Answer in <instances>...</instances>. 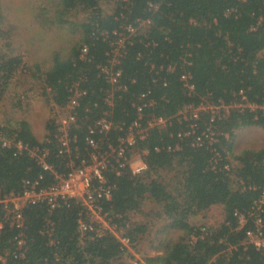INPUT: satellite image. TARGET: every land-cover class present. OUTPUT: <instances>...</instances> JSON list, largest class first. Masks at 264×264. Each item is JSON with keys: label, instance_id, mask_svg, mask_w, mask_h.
Wrapping results in <instances>:
<instances>
[{"label": "trees", "instance_id": "16d2710c", "mask_svg": "<svg viewBox=\"0 0 264 264\" xmlns=\"http://www.w3.org/2000/svg\"><path fill=\"white\" fill-rule=\"evenodd\" d=\"M22 9L33 11L34 23L62 39L63 47L52 51L47 68L27 67L25 52L17 51L22 43L14 42L20 36L11 24L15 10L0 0V96L18 87L25 72L40 82L43 94L57 106H65L77 91L82 94L70 155L60 152L52 118L42 141L25 119L0 124V196L22 193L27 180L40 176L39 187L53 184L54 172L66 173L71 160L78 163L91 153L86 144L91 122L108 111L116 125L129 126L138 105L153 102L144 107V120L163 117L169 123L138 142L139 149L148 151L144 172L106 171L114 190L111 199L101 201L103 211L132 243L148 233L150 223L134 215H156L164 221L161 232H181L177 238L168 236L163 252L148 257V264H264V250L244 243L247 230L254 229V217L240 228L237 216L260 212L264 222V147L234 153L239 129L264 130V0H38L33 6L26 0L16 6ZM74 12L88 15L77 22ZM121 36L126 41L115 63L121 75L114 88L126 89L115 91L110 106L106 97L111 84L103 68L111 66ZM222 104L229 109H202L198 118L190 111L186 118L180 114L189 105ZM17 106H23L21 100ZM123 135L114 128L109 140L117 143ZM3 139L12 144L4 146ZM18 141L27 148L19 150ZM35 149L47 152L45 160L52 169L42 167L31 154ZM148 204L158 209L145 211ZM214 206L221 208L223 221L202 237L191 218ZM23 215L25 257L14 258L20 230L5 223L0 252L6 260L0 264H120L125 253L111 232L81 235L79 221H89V215L75 200L55 209L46 203L29 205ZM194 234L198 238L192 241Z\"/></svg>", "mask_w": 264, "mask_h": 264}, {"label": "built area", "instance_id": "2783aa9c", "mask_svg": "<svg viewBox=\"0 0 264 264\" xmlns=\"http://www.w3.org/2000/svg\"><path fill=\"white\" fill-rule=\"evenodd\" d=\"M129 32H133V28L128 29ZM126 41L125 36H121L117 41L114 52V59L111 66L103 68V72L107 75V79L111 84V91L106 97L107 103L112 106L115 91L121 89L122 86L114 88L119 82L121 75L120 70H115L116 60L121 54L120 49H123ZM86 51V48L84 49ZM183 80L186 81V85L193 89V86L188 83L187 75H183ZM123 90L126 89L124 86ZM82 92L77 91L76 94L69 100L65 106H57L53 104L55 113L52 120L55 121L57 126V140L60 144V152L72 153V145L76 141V136L73 141L71 131L78 124V115L75 112L76 107L79 105L78 96ZM142 95L141 98L143 99ZM153 102L145 101L143 104L138 105L137 117L134 121L126 126L125 123L116 125L111 118L110 113L106 111L101 117L96 118L87 128L86 144L92 150L89 155L82 156L78 163L71 160L69 163L70 169L66 173H56L53 184L47 187H39V179L34 181H26V188L22 193H8L4 196H0V213L2 220L0 221V230L4 224L7 223L12 227H16L19 233L15 236V250L14 258L21 259L25 257L27 252V240L23 233L24 228V209L29 205H35L38 203H46L50 209H55L61 202H69L75 200L86 208L89 215V221L80 220L79 230L81 235H85L87 232H94L96 236L101 237L105 232L113 233L118 239L121 240L123 247L126 249L132 245L131 239L122 234L112 222V219L108 216V213L103 211L101 201L104 199H111L114 190V185L110 184L107 180L105 173L109 168L115 169L118 175L129 170L132 175H139L144 172L148 165L144 160V156L147 154V150L139 149L138 142L145 140L150 131L154 128H164L168 125L169 121L163 117H151L149 120H144L143 109L146 106L152 105ZM241 106V105H239ZM251 106L254 105H245ZM230 106H205L194 107L189 105L183 109L180 114L186 118V113L190 111L192 118H198L199 111L202 109L210 108L213 113H217L220 109L228 110ZM194 124L191 128H194ZM118 128L124 133L123 136L118 137L117 143L109 140V133ZM210 130V129H208ZM186 134H189L187 132ZM181 136V134H179ZM197 145L202 144V138H196ZM11 140L3 139L4 146H10ZM19 150L27 148L21 141L15 143ZM159 150V149H157ZM35 156L42 167L46 170L52 169L45 158L47 152H41L39 149H35L31 152ZM263 202V200H261ZM261 209V206H258ZM239 227L246 226L248 219L254 217L255 226L254 229H249L246 232L245 244H252L260 250H264V222L260 212L250 213L249 215L237 214ZM202 231L201 236L208 233L207 227H200ZM49 235L53 236V231L49 229ZM192 241H195L198 236L192 235ZM0 260L5 261L6 255L0 252ZM132 264H148L147 262L134 261Z\"/></svg>", "mask_w": 264, "mask_h": 264}, {"label": "rangeland", "instance_id": "374dc122", "mask_svg": "<svg viewBox=\"0 0 264 264\" xmlns=\"http://www.w3.org/2000/svg\"><path fill=\"white\" fill-rule=\"evenodd\" d=\"M26 0H6L7 4L11 5V10H15L12 17V22L16 27L20 36L16 37L14 42H21L22 47L17 51H24L26 55V65L33 66L34 64H42L43 68L49 65V58L52 51L61 49L63 47V40L53 36L51 31H44L34 23L32 13L29 10L23 12L16 10L18 2H25ZM33 6L38 0H30ZM109 5V4H108ZM105 3L104 7L108 8ZM75 21L79 22L87 17V13L74 12ZM22 48V50H20ZM20 78V85L16 88H11L6 93L0 96V124H5L10 118L27 120L35 135L39 140H43L47 135L46 123L51 119L55 113L53 103L49 99V95L43 94V89L40 82L33 80L30 73L25 72ZM13 86V85H11ZM19 100L22 101V107H15ZM264 147V130L258 126H250L241 128L237 131L234 153L239 154L247 149H260ZM230 160L236 164L233 157ZM158 207L148 204L145 211ZM223 214L221 208L218 206L212 207L209 211L201 213L191 218V221L200 226L216 227L223 221ZM137 221L150 222L148 233L143 236L137 243H132L126 248L125 253L120 259V264H132L134 261L146 262L148 257L158 255L163 252L165 239L168 236L177 238L181 232L171 231V235L167 232H161L164 221L156 215L145 216L143 214L134 215ZM121 233L124 234L121 230Z\"/></svg>", "mask_w": 264, "mask_h": 264}]
</instances>
